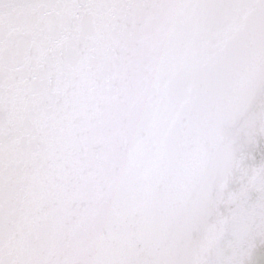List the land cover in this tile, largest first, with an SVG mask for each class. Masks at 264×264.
I'll list each match as a JSON object with an SVG mask.
<instances>
[{
  "label": "snow or ice",
  "instance_id": "obj_1",
  "mask_svg": "<svg viewBox=\"0 0 264 264\" xmlns=\"http://www.w3.org/2000/svg\"><path fill=\"white\" fill-rule=\"evenodd\" d=\"M0 264H264V0H0Z\"/></svg>",
  "mask_w": 264,
  "mask_h": 264
},
{
  "label": "water",
  "instance_id": "obj_2",
  "mask_svg": "<svg viewBox=\"0 0 264 264\" xmlns=\"http://www.w3.org/2000/svg\"><path fill=\"white\" fill-rule=\"evenodd\" d=\"M229 127H230V125H229Z\"/></svg>",
  "mask_w": 264,
  "mask_h": 264
}]
</instances>
